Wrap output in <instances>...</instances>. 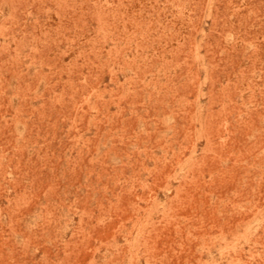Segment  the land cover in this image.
<instances>
[{
	"label": "rangeland",
	"instance_id": "1",
	"mask_svg": "<svg viewBox=\"0 0 264 264\" xmlns=\"http://www.w3.org/2000/svg\"><path fill=\"white\" fill-rule=\"evenodd\" d=\"M0 264H264V0H0Z\"/></svg>",
	"mask_w": 264,
	"mask_h": 264
}]
</instances>
